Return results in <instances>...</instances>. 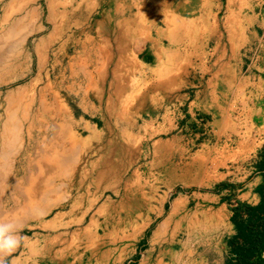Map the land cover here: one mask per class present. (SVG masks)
I'll use <instances>...</instances> for the list:
<instances>
[{"label":"crops","instance_id":"obj_1","mask_svg":"<svg viewBox=\"0 0 264 264\" xmlns=\"http://www.w3.org/2000/svg\"><path fill=\"white\" fill-rule=\"evenodd\" d=\"M92 1L75 39L76 72L82 86L84 78L90 84L88 100L77 102L83 114L75 119L83 136L78 139H88L85 151L97 157L99 140L93 134L102 126L94 119L111 128L124 126L135 109L155 134L145 130L129 139L139 144L140 153L148 145L154 149L153 158L163 166L154 168L158 190H171L178 180L173 176L178 168H168L178 158L188 159L185 174H195L199 183L221 177L202 195L205 225L185 223L188 233L198 228V235L212 236L204 246L186 250L168 230L175 216L166 214L162 196L131 216L124 204L120 208L110 199L98 204L96 194L95 208L77 226L83 212L72 196L63 202L65 210L43 221L46 229L38 225L41 231L22 237L8 264H227L233 258L227 243L236 235L230 205L256 206L264 191L259 167L264 152V0ZM58 148L65 151L63 140ZM212 217L217 218L214 224ZM160 218V229L149 237L130 229L106 230L99 237L100 223Z\"/></svg>","mask_w":264,"mask_h":264},{"label":"rangeland","instance_id":"obj_2","mask_svg":"<svg viewBox=\"0 0 264 264\" xmlns=\"http://www.w3.org/2000/svg\"><path fill=\"white\" fill-rule=\"evenodd\" d=\"M24 1L26 3V0H0V27H2L0 30V122L5 123L7 119L9 120L11 117L17 124L14 128L20 131V135L22 134V136H20L18 139V142H13L12 145L8 147V152H6L8 162L4 165L7 164L6 167H14L17 165L20 171L22 170L25 172L22 175L21 180L16 179L20 176V174H18L16 178L10 177L6 179V177H8L5 175L6 169L4 168V171L1 172L0 215L6 214L7 211L11 210L10 207L13 204H11V202H6L8 201V198L10 200L13 198L15 202L18 201V203L22 204L24 201L28 202V182L30 179H35L38 177L39 187L43 188L46 186V188L49 190L48 192L39 195L37 198L39 205L42 206V210L37 212L35 209H29L24 216H19L21 217V221H16L20 227L21 237L24 235H29L37 230L41 231L40 229H36V226L39 225L38 227L43 228V221L45 219L51 218L54 211H60V209L57 208L52 209V212L47 213V215L44 216L43 212H46L49 203L54 201L59 203L61 206H65L63 202L69 200L72 196H75L74 193L76 192L71 188H76L77 184H80L81 181H83L82 185L84 187H89L92 190V194L86 199V209L87 207H90V204L93 206L90 210H88V212L95 208L94 206L96 205V200L94 199L96 194L99 197L98 204L102 205L106 199L113 200V203L117 206L119 205L120 208L124 204L123 207L126 210L125 212L129 211L131 216L136 215L138 208L143 206L144 203L153 204L154 202L161 200L160 196H162L163 203L166 205L164 208L166 210V214L175 216L173 218L174 224H172V227H169L168 229L169 232L173 233L172 236H174V238L177 240L182 241V245L184 248H186V250H194L198 247L204 246V243H208L212 233L208 232L207 234L200 236L197 233L199 230L198 228H195L193 233H188L185 223L188 219L195 223H202L205 225L204 220L206 215H208V212L200 206L201 202L203 201L201 198L204 193L209 192L216 187L217 184H215V182H219L221 177L212 175L210 182L199 183L196 180L197 178L195 174H185L184 166L188 159L178 158L174 159L173 162H168L169 169L173 165L178 168L176 169L178 175H173L178 180L173 185H171V190L166 191L165 188L162 189V192L158 190L160 184L156 182L154 168H163V166H160V160L158 161L153 158L154 149L148 145L149 149H146V152L140 153L136 150L139 144L135 141L130 142L129 139V136L131 135L137 136L139 134H144L145 130H147L149 135L154 136L155 134L154 131H151L146 127L147 124H145L144 121L138 117V114L136 111H134L135 109L132 110L129 118L125 119V124H123L124 126L111 128L107 122H104L100 118L94 119L98 126H102V129L99 130V132L104 133L106 131L104 126L105 123V125H107L110 129L108 137L109 139L111 138V140L113 139L112 143H108V137H105L103 141H99L97 146V157L91 158L89 153L85 151L84 144L88 139H82L83 143H81L79 138L75 144L71 143L70 135L73 134V136H81L76 131L78 122L75 119H79L83 114L82 110L77 104L78 100L74 99L72 101L73 98L66 94L64 87L65 85L71 86L70 89L73 93H76V90L80 94L84 93V91H88V81H86L84 78L83 81L86 84L82 86L80 84L81 78L79 72H76L75 59H73L74 54L76 53L74 46L67 45L64 54L59 56V60H61L63 64V72L66 71L63 89L59 91V94L60 97L65 100L69 114L74 115L73 119L75 121V126L73 125L71 132L68 131L66 136L62 137L61 139L60 135L65 133V131H62L61 128V126L64 125L62 122L55 120L52 121L51 126L53 127V130L51 133L44 130L48 129L46 124H44V129L37 126V128L33 129V132L31 133L34 136L38 135V145H36L33 152H30L29 154L24 153L27 146H30V142L27 141V138L24 135L27 132V129L30 128V123L28 120L25 121V118L27 117L26 111L24 113L21 109L19 112L17 110V112H13L15 115L13 113L12 115L10 112H8L7 110H10L11 106L10 103L18 100L20 97H23V100L27 101V99H31L30 95H34L33 93L37 94L38 91L40 92V89L42 90L47 85H54L56 81V74L52 73V64L55 59H58L57 50L59 49V45H61L63 42L64 44L67 43L69 38L70 41H74L79 37V34L75 33L76 30L71 28L66 33V39L63 38L59 40L58 32L54 31L55 27L52 26L51 23H48L49 19L47 5L49 9V4L53 5L55 0H28V2H31V9L29 10H32V14L27 16V13L25 12L21 14V16L20 14H14L10 16V14L14 13L17 8H21V6L24 4ZM77 4H79V9H81V6L84 5L81 0H77L75 4H73L68 9L67 13L74 12ZM58 13L59 11L55 12V14ZM58 15H56V17H58ZM68 15L72 17L74 21L75 19H78V17L80 18L79 13H77V16L74 13ZM26 17L32 21V25L30 27L16 28L13 26L16 19L22 21ZM95 17L96 16H94V19ZM86 31L87 30L85 29L83 34H88ZM26 38L27 40L24 41ZM50 41L53 42V44L51 47H48V43ZM43 43H45L48 47V56L45 61H43L46 62V64L40 62L38 56L40 53H42V49H40L38 53L35 51ZM39 63L40 65L42 63V66H38ZM70 66H73V68H70ZM71 72H75L77 74V80H75V82L74 80H71V78L66 79V76H70ZM150 79L151 78L148 77L149 81L153 80ZM73 82L75 83L74 86ZM34 85L35 91L28 93L31 92L30 90ZM108 86L109 83L107 82L105 87L108 88ZM95 97L96 95H92L90 99L93 98L94 100ZM35 108L36 107L33 106L32 111H34V113L31 114L32 116L40 114L35 110ZM29 115L30 112H28V116ZM65 119L66 117H64V120ZM163 136L165 137L167 135L163 134ZM60 140H63L64 146L66 148L62 153H59L58 148ZM54 146L57 147V153L63 157L62 162L64 166H62V172L64 175L62 176L54 174L55 167L52 163V157L55 154ZM132 146L134 147L133 149L131 148ZM16 148H19L22 150V152H18V149ZM43 155H46L47 160ZM104 159H108L110 161L113 170V176L103 181L98 189L93 190L94 188L92 189L93 186L91 185L92 179L94 178V175L91 176V172H93L92 168L94 165H98L99 167L97 170H101L100 164ZM48 165H50L51 168L45 171ZM74 170H76L75 173H73ZM40 171H44V173L37 174ZM140 171L142 173H140ZM238 177H243V174H239ZM167 181L170 182L169 178ZM78 207H80L81 212L84 211V208H82L81 205H78ZM83 215L84 214L81 216ZM27 217L38 219L41 218V220L38 221L36 219V221L32 218L27 219ZM163 218L158 219V221L154 223H100L98 231L99 237L106 230L120 229H130L131 232L136 233L145 231V234L147 237H149L152 232L156 231L155 229H160L159 221ZM184 219L185 221H183ZM179 224L180 228L178 229ZM81 225H83V223H81ZM93 225L94 224H91L90 227ZM222 227H224L223 224ZM152 246H154L153 243ZM14 256H17V253H11L7 259ZM144 258L145 257H143V261L145 262ZM165 263L166 262H164V264Z\"/></svg>","mask_w":264,"mask_h":264},{"label":"bare ground","instance_id":"obj_3","mask_svg":"<svg viewBox=\"0 0 264 264\" xmlns=\"http://www.w3.org/2000/svg\"><path fill=\"white\" fill-rule=\"evenodd\" d=\"M55 1H54L53 5L49 4V6H50L49 9H48V5H47V12H48V19H49L48 23H51L52 26L55 27L54 31L58 32L59 40L65 38L67 36L66 35L67 31L71 28H74L76 30L75 33L78 34L80 32V29H79L80 28V20H81V18L88 16L87 14H89L92 11L91 7H92L93 1L92 0H81L84 3V5L81 6V9H79V8L77 10L74 9V12H72V13H67V11L73 4H75V2L77 0H57L56 2ZM30 3L31 2H28V0H26V3L24 1V4L21 6V8L20 9L17 8V10L14 13H11L10 16L14 15V14H16V15L20 14V16H21V14H23L25 12L27 13L26 15L29 16L30 14H32V10H29V9H31ZM56 11H59V13H58L59 15L55 14ZM73 13L76 14V16H77V13H79L80 18L78 17V19H75V21H74L73 18L68 15V14H73ZM56 15H58V17H56ZM10 20H12V19H10ZM78 21H79V24H78ZM31 25H32V21L30 19H28V17H26L22 21L16 19L13 26H15L16 28L17 27L27 28V27H30ZM26 40H27V38L24 41H26ZM76 41L78 42V40L70 41V38H69L67 43L64 44V42H63L61 45H59V47H58L59 49L57 50L58 59H55L54 62L52 60V62H53L52 73L56 74V76H55L56 81H55L54 85H52V84L47 85L42 90L40 89V92L38 91L37 94L33 93L34 95H30L31 99H27V101L23 100V97H20L18 100L10 103V105H11L10 110H7V111L10 112L11 114L15 111L17 112V110L19 112L20 109L22 110V112L25 113V111H26V113H27V117L25 118V121L26 120L29 121L30 128L27 129V132L24 135L27 138V141L30 142V146H27V148L24 152L26 154L33 152L36 145H38V140H37L38 135L34 136L31 133V132H33V129L37 128V126L42 127L44 129V124H46L48 126V129H44V130L51 133V131L53 130V127L51 126L52 121L55 120V121L62 122L64 125H62L61 128H62V131H65V133L61 134L60 138L65 137L68 131L71 132L73 125L75 126V124H74L75 121L73 119L74 115L69 114V111H68L67 106H66V102L64 99H62V97H60V94H59L60 93L59 91H61L63 89V83L65 81L64 76L66 74V71L63 72V64H62V61L59 60V56H62V54H64L65 48L67 45L74 46V48L76 49V46L78 45ZM52 44H53V42L50 41L48 43V47H51ZM48 47L45 43H43L40 47H38L35 50L38 53L40 51V49H42V53H40L38 55L40 62L45 61V59L47 58ZM44 48H46V49H44ZM73 59H75V63H76V54H74ZM43 63L46 64V62H43ZM39 65H40V63L38 64V66ZM40 66H42V63ZM70 68H73V66L72 67L70 66ZM66 77H65L66 79L71 78V80H74V82H75V80H77V74L75 72H71V75L66 76ZM57 79H58V81H57ZM86 81H89V80L86 79ZM74 82H73V86L75 84ZM35 85H36V83H35ZM35 85L31 88V90H30L31 92H28V93H32L35 91ZM87 85H90V84L87 83ZM70 88H71V86L65 85L64 91L66 92V94H68L69 96H71L73 98L72 101L74 99H77V100L82 99V102L84 100L86 101V99L88 97V95L86 94L87 91H84V93H81V94L80 93H73ZM83 104H84V102H83ZM33 106L36 107L35 110L38 111L40 114H38L36 116L31 115L32 113H34V111H32ZM28 112H30L29 116H28ZM6 116H7V112H6ZM64 117H66L65 120H64ZM20 121H22V120H20ZM16 125H17L16 122L11 117L9 118V120L7 119V121L5 123L0 122V176H1V172L4 171V168H5L6 169L5 175L8 176V177H6V179L10 178V177L16 178L18 176V174H20V176H19L20 178L17 177L16 179L21 180L22 175L25 173L24 171H22V170L20 171L18 169L17 165L14 167H12V166L6 167L7 164L4 165L5 163L8 162V158L6 156V152H8V147H10L13 142H18V139L20 138V136H22V134L20 135V131L18 129L14 128ZM104 126H105L106 131L104 133L98 132V133L93 134L95 136V139H98L100 141L103 137H106L109 135L110 129L108 128L107 125H105V123H104ZM18 128H20V127H18ZM39 129H41V128H39ZM53 141H55V140H53ZM70 141L72 144H75V142L78 141V136H75V135L73 136V134L70 135ZM81 143H82V140H81ZM85 145H86V142H85ZM16 149H18L17 150L18 152H22V150H20L19 148H16ZM54 150H55L54 151L55 154L52 157V163L55 167L54 174L62 176V175H64L62 172L63 171L62 166H64L63 162H62L63 157L59 153H57V147L56 146H54ZM43 156L47 160L46 155H43ZM98 167H99L98 165H94L92 168L93 172H91L92 174L90 173L91 176L94 175V178L92 179V182H91V185L93 186L92 189L94 188L93 190L98 189L100 187V184L103 183V181H105L106 179H109L111 176H113L112 166H111L110 161L108 159H104L102 161V163L100 164L101 170H97ZM75 171L76 170H74L73 173H75ZM40 173H44V171H40L37 174H40ZM65 174H66V172H65ZM196 178H197V176H196ZM6 179H4V180H6ZM38 179H39L38 177L35 179H30V181L28 182V187H29V191H28L29 195L27 197L28 202L24 201V203L22 204V203H18V201L15 202V200L13 198L11 200L8 198V201H6V202L7 203L11 202V204H13V205L10 207L11 208V210L9 209L10 211H7L6 214L0 215V221H7L9 219L21 221V217H19V216H24L29 209H31V210L35 209L37 212L42 210V206L39 205L37 198L39 195L44 194V193L48 192L49 190L46 188V186H44L43 188H40L39 183H38V181H39ZM82 182L83 181H81L80 184H77L76 188H71V189H74L76 192V193H74L76 196V199H74V200L77 201L76 205L77 206L81 205L82 208H84V211H82L83 212L82 214H84V215L81 216L82 218H79L76 221L77 226H80L81 223H83V219L85 218V215L87 214L88 210H90L93 207L92 204H90V207L89 208L87 207V209H86V199L88 197H90V195L92 194V190L89 187H84L82 185ZM20 206H23V207H20ZM56 208L60 209V211H62V210H65L67 208V206L66 205L61 206L59 203L52 201L51 203H49V206L46 209V212H43L44 216H46L47 213L52 212L53 211L52 209H56ZM71 209H72V206H71ZM29 218H32L34 220L37 219L38 221L41 220V218L38 219V218H33V217H27V219H29ZM216 220H217V218L212 217L211 218L212 224H214ZM43 228L46 229L47 228L46 225H44ZM52 262H53V260H52Z\"/></svg>","mask_w":264,"mask_h":264},{"label":"trees","instance_id":"obj_4","mask_svg":"<svg viewBox=\"0 0 264 264\" xmlns=\"http://www.w3.org/2000/svg\"><path fill=\"white\" fill-rule=\"evenodd\" d=\"M259 165L264 170V152ZM260 196L256 206L241 202L230 205L236 235L227 243L233 255L227 264H264V191Z\"/></svg>","mask_w":264,"mask_h":264},{"label":"clouds","instance_id":"obj_5","mask_svg":"<svg viewBox=\"0 0 264 264\" xmlns=\"http://www.w3.org/2000/svg\"><path fill=\"white\" fill-rule=\"evenodd\" d=\"M21 240L16 220L0 221V264H8L7 257L20 246Z\"/></svg>","mask_w":264,"mask_h":264}]
</instances>
